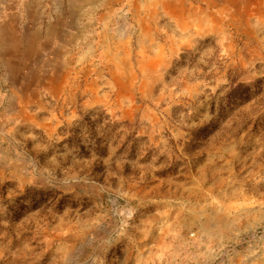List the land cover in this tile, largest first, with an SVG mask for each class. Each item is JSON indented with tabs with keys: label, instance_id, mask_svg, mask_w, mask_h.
<instances>
[{
	"label": "rangeland",
	"instance_id": "374dc122",
	"mask_svg": "<svg viewBox=\"0 0 264 264\" xmlns=\"http://www.w3.org/2000/svg\"><path fill=\"white\" fill-rule=\"evenodd\" d=\"M33 1L0 16V264H264V0Z\"/></svg>",
	"mask_w": 264,
	"mask_h": 264
},
{
	"label": "crops",
	"instance_id": "0c3cea01",
	"mask_svg": "<svg viewBox=\"0 0 264 264\" xmlns=\"http://www.w3.org/2000/svg\"><path fill=\"white\" fill-rule=\"evenodd\" d=\"M11 1L12 0H0V16H9L13 11H19V13H22L23 10H25L24 8L28 7L26 4L28 0H20V2L10 3L11 5H9V2ZM63 1L64 0H35L33 2L39 4L34 10L37 11L36 14L40 17L51 18L52 16H61V9L64 6ZM48 10H50V13H48Z\"/></svg>",
	"mask_w": 264,
	"mask_h": 264
}]
</instances>
